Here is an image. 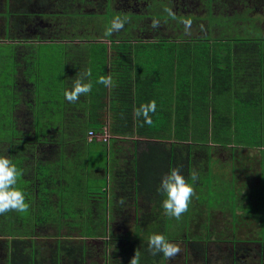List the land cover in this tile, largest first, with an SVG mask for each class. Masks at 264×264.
Returning a JSON list of instances; mask_svg holds the SVG:
<instances>
[{
  "label": "trees",
  "instance_id": "obj_1",
  "mask_svg": "<svg viewBox=\"0 0 264 264\" xmlns=\"http://www.w3.org/2000/svg\"><path fill=\"white\" fill-rule=\"evenodd\" d=\"M125 2L0 0V41H9L0 44H14L0 55V238L11 264H87L92 249L103 260L111 246L125 252L111 231L116 214L133 212L143 230L161 222L166 199L168 211L186 200L193 212L198 192L219 197L224 186L211 167L218 148L229 150L232 189L243 150L264 147V0H131L136 11ZM76 3L96 12L66 18ZM43 19L51 26L42 29ZM34 28L41 37L29 41ZM32 44L64 47L61 57L53 47L36 56L22 46ZM95 142L105 168L94 169ZM42 237L58 248L35 245Z\"/></svg>",
  "mask_w": 264,
  "mask_h": 264
},
{
  "label": "rangeland",
  "instance_id": "obj_2",
  "mask_svg": "<svg viewBox=\"0 0 264 264\" xmlns=\"http://www.w3.org/2000/svg\"><path fill=\"white\" fill-rule=\"evenodd\" d=\"M119 10L124 9L123 4H119L116 6ZM142 8V6H140ZM139 7V8H140ZM76 8V7H75ZM92 7H87V9H91ZM138 8V7H137ZM156 9L158 14L161 15V4L157 3ZM80 11V10H79ZM79 11L72 10L69 12L66 18H72L74 20H80L81 16ZM53 13V12H51ZM54 15H47L46 18L54 17ZM59 17V15L57 16ZM85 20H89V15H85ZM89 18L93 19L92 16ZM111 18L110 8L105 5V12H103L102 20L108 21ZM83 20V19H82ZM89 32L94 34L93 27H87L86 29ZM92 36V35H91ZM79 38V37H78ZM85 39V38H79ZM66 42V41H65ZM73 43H77L72 41ZM65 44V43H64ZM79 44H83V46H89L86 42H80ZM33 45V46H32ZM32 45H22L25 46L28 53L38 56L42 52H46L49 48L53 47L56 48L57 51L55 55L61 57V52L59 51L64 47L63 44L61 46L57 45H44L40 46L37 44ZM68 46V44H67ZM14 44L9 45H1L0 44V55H9L12 53L9 49L13 48ZM36 47V48H35ZM35 51V52H34ZM12 59H4L3 63H11ZM10 72V71H9ZM8 72H6L7 74ZM6 74H3V78H6ZM6 76V77H5ZM108 134H104L103 136H97L98 140H108ZM99 145L102 146L99 142L92 143L90 146L91 156L96 158H102V154L99 153ZM105 146V145H104ZM106 149L109 150V156L107 158V166L110 172H108V178L110 182H113L114 176H112V168L111 164H113V160L116 157L114 151L112 149V144L109 143L105 146ZM133 149V148H132ZM264 149L261 148L260 150L253 149H244L243 150V157L242 162L245 166L244 173L240 175L241 177L238 178L237 184L232 185V189H229L227 186L230 178H231V161L229 159L230 154L228 148H218L216 154H214V160L211 161V167H214L215 177H218L220 183L224 186H220L219 189V197H215V194L211 196H203V193L200 191L196 196L193 204L194 211L189 213L186 211L187 205L186 200L183 203L182 211H179L178 208L172 207V211H168L167 207L170 208L167 199L164 201L165 210L166 212H162V214H158L157 218L160 219L161 222L155 220V224L144 228L143 230H139L137 227L138 223L136 218H134V213L130 212H120V214H116L114 218V223L111 226V231L114 234V239H122L124 241L120 244V246L125 250V252L119 251L116 247L111 246L108 249L106 255L107 259H102V251L98 248V252L96 249H92L90 256L91 259L89 260V264H138L137 258L142 255L143 261L153 257V264H156L155 257L157 259L158 253L162 252L166 253L171 249L170 256L169 254L165 258V264H184L182 263V258L179 257L180 254L184 253L183 251V241H190L192 243L201 242V238L205 237V233L212 230V238H217V234L219 233L220 236L225 237V239L221 238V242L218 244H240L246 245L249 243L247 240L248 238H244L237 234L238 232H244L246 227L254 225L255 234L254 241L257 243H264V168L262 169V163H264V159L261 157H257L260 152ZM130 151V149H128ZM220 153V156H219ZM101 163H96L94 169L98 168H105L103 165L106 159H100ZM241 174V173H240ZM261 174V175H260ZM222 188V189H221ZM233 193L237 196L238 204H233V200L231 196ZM247 196V197H245ZM206 201V206L200 205L202 201ZM229 203H225V202ZM250 201V202H248ZM112 203V199H111ZM113 203H115L113 201ZM246 204V205H244ZM244 205V206H243ZM190 207V206H188ZM128 215V216H127ZM234 217V221L232 224L235 225H243L241 226H233L229 230L223 229V226L227 225V228L231 224V219ZM122 218V219H121ZM127 218H130L127 220ZM193 221V222H191ZM253 221V223H252ZM128 222V223H127ZM196 230V231H195ZM46 232V231H45ZM52 230H48L46 234L51 233ZM215 232L216 235H215ZM228 232L234 233V237L232 239H226L228 236ZM256 232V233H255ZM192 233L194 236H192ZM231 235V234H230ZM43 238V237H42ZM112 240V237H110ZM42 240V239H41ZM177 241V242H176ZM210 240H205L207 243ZM51 242H55L54 240ZM79 244V243H78ZM101 247V245H99ZM131 252L130 254L128 253ZM157 253V254H156ZM129 254L128 259L127 257ZM165 256V255H164ZM179 257V259H178ZM157 264H164L158 263Z\"/></svg>",
  "mask_w": 264,
  "mask_h": 264
},
{
  "label": "flooded vegetation",
  "instance_id": "obj_3",
  "mask_svg": "<svg viewBox=\"0 0 264 264\" xmlns=\"http://www.w3.org/2000/svg\"><path fill=\"white\" fill-rule=\"evenodd\" d=\"M75 6H78L77 7L78 9L82 8L80 5H78V3H76L74 7ZM125 7L128 10L136 11L135 7H137V4L131 2V0H126ZM84 9H86L85 11H87L88 13L96 12L95 9L93 8L87 9L86 7H83V10ZM42 24L44 26H49L48 24L43 22ZM232 221H234V217H232L231 224L228 228L227 225L223 226V229H225V231L226 229L229 230L233 226L243 227V225H235L234 223L232 224ZM253 224L246 227V230L244 232L237 233L239 234V236L244 235L242 237L248 238L247 240H249L248 241L249 243H247L246 245H240L234 243L225 244V245H223L222 243L218 244L219 242H221L220 240L221 238L225 239V237L220 236V234L218 233L216 239L211 237V239H209L210 241H208L207 243H205L206 238L204 239V237L199 239L201 240V242L198 243H192L190 241L187 242L186 241L187 239L185 241L182 240L184 246L183 247L184 253L180 254L179 257L182 258L181 261L184 264H264V243L261 244L259 242L257 243V241H254L255 234L253 233L254 231H252V229L254 230L255 224L254 225ZM216 233L217 232H215V235ZM193 234L195 233H192V236H194ZM233 237H234V233L228 232V236L226 237V239H232ZM39 239L41 242H37V244L35 245H38L42 248L48 246L51 248L54 247L56 249L59 246L56 245V241L51 242L57 239L51 237L38 238V240ZM6 246H7L6 240L0 238V264H11L12 262L11 259L12 253L9 248L7 249ZM169 253H171V249L168 251V254Z\"/></svg>",
  "mask_w": 264,
  "mask_h": 264
},
{
  "label": "crops",
  "instance_id": "obj_4",
  "mask_svg": "<svg viewBox=\"0 0 264 264\" xmlns=\"http://www.w3.org/2000/svg\"><path fill=\"white\" fill-rule=\"evenodd\" d=\"M73 1V0H72ZM76 7V8H75ZM74 8H75V10H77V11H82L81 10V8L80 9H78L77 7L78 6H75ZM72 8H73V5H72ZM87 8V7H86ZM93 8V7H92ZM29 9H30V12L33 14L34 12H35V10L33 9V5L31 4L30 6H29ZM83 9V8H82ZM86 9H84V12L85 13H88L87 11H85ZM43 13L44 14H47V13H49V7L48 6H45L44 7V9H43ZM42 22L43 23H46V24H48L49 26H51V22L50 21H48V20H42L41 21V24H40V26H41V28L42 29H44L45 27L47 28V26H44L43 24H42ZM5 34V33H4ZM30 34H31V36H30V39H29V41H32V40H35V39H37V38H39V37H41V35H40V31L37 29V28H34V29H32V30H30ZM6 35V34H5ZM5 37V38H4ZM3 38V40L2 41H0V43H9V41H5V39H6V36H4ZM10 42H14L13 40L11 41L10 40ZM133 150V149H132ZM139 151H141V149H138L137 150V152H139ZM129 152V150H126V153L128 154V156H131V154H129L128 153ZM149 210H152V208H149ZM134 217H136V216H134Z\"/></svg>",
  "mask_w": 264,
  "mask_h": 264
},
{
  "label": "built area",
  "instance_id": "obj_5",
  "mask_svg": "<svg viewBox=\"0 0 264 264\" xmlns=\"http://www.w3.org/2000/svg\"><path fill=\"white\" fill-rule=\"evenodd\" d=\"M89 135H90L89 137H91V138H93V137H94V134H93V132H90V133H89Z\"/></svg>",
  "mask_w": 264,
  "mask_h": 264
}]
</instances>
